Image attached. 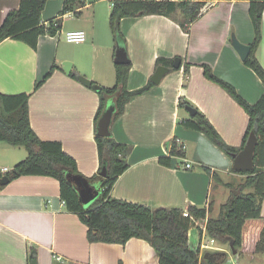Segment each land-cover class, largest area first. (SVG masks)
Wrapping results in <instances>:
<instances>
[{
    "label": "crops",
    "instance_id": "1",
    "mask_svg": "<svg viewBox=\"0 0 264 264\" xmlns=\"http://www.w3.org/2000/svg\"><path fill=\"white\" fill-rule=\"evenodd\" d=\"M52 1L47 0L42 20L48 23L54 17L62 19L56 35H40L36 48L19 39L0 42V92L31 94L29 111L34 131L42 140L60 141L63 150L76 160L79 171L91 177L100 165L95 122L100 97L96 89L66 73L62 63L72 62L71 71L98 86L115 84L116 41L108 24L115 0H84L83 7L73 8L62 17L59 14L64 0ZM19 5L20 0H0V25L6 14ZM182 19L178 8L171 16L149 14L121 21L127 40L124 45L132 63L129 89L148 83L159 57L180 56L182 68L170 71L149 91L132 98L111 125L117 141L133 145L128 157L130 166L117 179L111 195L152 207L185 210L189 205L208 207L213 203L210 216L215 217L227 200L229 188L217 184L199 165L215 169L224 182L244 176L233 172L234 158L206 134L180 124L191 116L181 112L179 100L182 97L192 102L226 143L240 147L249 115L222 86L205 76L203 65H210L217 77L234 85L250 103L260 99L264 83L244 63L232 41L233 36L248 45L254 41L249 1L216 0L190 25L189 32L180 26ZM75 29L86 32V41H67L65 32ZM256 56L264 67V13ZM54 63L58 68L34 90L36 81ZM185 63H190V72L183 85ZM111 103L115 105L114 98L109 99L108 104ZM175 136L184 144L186 156L172 157L171 166L163 165L159 157L169 154L166 143ZM27 155L22 146L0 143V167L11 170ZM187 163L190 168H186ZM97 183L100 191L101 182ZM261 215L264 218V198ZM87 230L78 214L63 203L60 183L52 176L22 175L0 187V264H28V241L38 245L39 264H61L55 255H61L67 264H159L154 248L143 239L133 237L126 244L90 242ZM189 237L191 245H201V258L212 253L216 261L217 256L225 254L223 261H235L227 244L208 235L206 222L198 220ZM202 244L210 248H203ZM260 254H242L240 264H264V253Z\"/></svg>",
    "mask_w": 264,
    "mask_h": 264
},
{
    "label": "trees",
    "instance_id": "2",
    "mask_svg": "<svg viewBox=\"0 0 264 264\" xmlns=\"http://www.w3.org/2000/svg\"><path fill=\"white\" fill-rule=\"evenodd\" d=\"M216 0H115L109 16V24L118 44L127 42L121 29V21L125 17H139L149 14L171 16L178 8L183 19L179 24L185 32L190 25L207 12ZM249 1V15L255 32L254 41L250 44L251 51L244 63L252 68L264 83V67L256 56V50L262 39V16L264 0ZM47 0H20L17 9L9 11L0 25V42L8 38L23 40L34 48L37 47L38 37L42 34L56 35L61 28L62 19L55 17L47 23L42 20V11ZM84 0H64L60 17L73 8L83 7ZM178 57V56H176ZM159 57V65L172 66L176 58ZM116 82L106 87L92 82L91 87L97 90L100 104L95 118L97 124L108 105L110 98L115 99V109L112 124L125 112L128 102L149 91L155 82L148 83L137 89H129L128 79L132 63L117 64L114 62ZM205 76L222 86L248 113L249 122L240 147L226 143L220 133L206 115L192 102L180 98L179 108L194 107L195 116L180 121L187 129L203 132L226 154L234 158L241 151L252 132L258 142L254 153L252 170L233 172L242 174L240 181L224 182L219 173L210 166L199 165L212 176L217 184L229 188V195L221 205L217 216H210L213 203L206 206L189 205L185 216L183 207H152L142 203L116 198L111 195L114 184L130 166L128 157L133 145L117 141L113 135L99 136L96 134L100 165L97 173L91 177L84 176L78 169L76 160L66 153L60 141L42 140L34 131L30 122L29 93L4 94L0 92V143L10 146H22L28 155L17 163L6 175L13 180L22 175H46L56 178L60 183L61 198L67 209L78 214L87 225V237L90 242H107L126 244L133 237L147 241L155 250L159 264H218L225 259V254L216 257V261L201 258V247L190 243L189 232L195 226L194 219L206 222L209 236L227 244L236 263L240 264L242 254L264 253V218L261 206L264 198V92L256 103L245 100L236 87L217 77L210 65L204 64ZM58 68L53 64L44 77L36 81L34 90H38ZM182 68H173L179 70ZM190 63L184 65V83L188 82ZM70 76L79 79L75 70ZM186 148L178 137L170 139L169 154L160 156L159 162L166 166L172 165V157L184 158ZM107 175L101 176L103 167ZM82 175L91 183L100 181V194L89 205L85 206L80 200L79 193L67 178V173ZM2 175H0L1 179ZM5 184L0 183V187ZM194 218H192V217ZM202 233V229H200ZM234 250L236 252L234 253ZM28 264L38 256V245L28 241Z\"/></svg>",
    "mask_w": 264,
    "mask_h": 264
},
{
    "label": "water",
    "instance_id": "3",
    "mask_svg": "<svg viewBox=\"0 0 264 264\" xmlns=\"http://www.w3.org/2000/svg\"><path fill=\"white\" fill-rule=\"evenodd\" d=\"M233 46L240 54L241 58L243 60H246V58L249 56L251 51V46L248 44H244L240 42L235 36L232 37ZM114 62L117 64H128L130 61V58L128 56V51L126 49V46L123 44H118L116 47L115 52V58ZM182 63V58L180 56L176 57L174 59V62L172 66H166V65H159L156 67L155 72L151 76V79L156 84L160 83L161 80L164 78V76L172 71L173 68H180ZM63 69L66 73H70L72 69V62L70 61H64L62 63ZM79 79L82 81V83L86 84L87 86L92 85V81L88 79L85 76L79 75ZM95 87L98 88V85H95ZM190 116H195L197 110L192 106L186 107ZM115 105L114 103L108 104L106 109L104 110L103 114L99 118L97 122V135L99 136H111V125L113 120V113H114ZM258 139L254 132L251 133L245 147L239 151L238 153L234 154V163H233V169L238 171H247L252 170L254 165V153L256 149ZM167 148L170 146V141L166 143ZM107 175L106 167L104 166L101 171V176L105 177ZM67 178L74 183L79 196L80 200L84 203L85 206H89L100 194V191L98 189V183H91L86 178H84L82 175L73 174L71 172L67 173ZM10 181V178L7 175H3L0 179L1 184H7ZM236 250H234V253ZM205 257L214 261V254L212 253H206ZM31 264H39L37 257H35L32 260Z\"/></svg>",
    "mask_w": 264,
    "mask_h": 264
},
{
    "label": "built area",
    "instance_id": "4",
    "mask_svg": "<svg viewBox=\"0 0 264 264\" xmlns=\"http://www.w3.org/2000/svg\"><path fill=\"white\" fill-rule=\"evenodd\" d=\"M57 20H58V18L55 19V21H54L55 25H58ZM65 37H66L67 41L79 44V43H82V42L86 41L87 34L82 29H75V30H69V31L65 32ZM190 167H191V164L187 163L186 164V168H190ZM9 171H10V169L7 166L0 167V175L7 174ZM63 203L65 204L64 200H63ZM184 215L185 216H190V214H189V212L187 210L184 211ZM194 222L196 224L198 222V220L194 219ZM213 241H214V239H212V242ZM202 247L206 248V249L210 248V246L208 244H204V245L202 244ZM54 257L61 264H67V261H65L64 258L61 255H55ZM218 264H237V263L235 261H233V260H225V261H222V262H220Z\"/></svg>",
    "mask_w": 264,
    "mask_h": 264
},
{
    "label": "rangeland",
    "instance_id": "5",
    "mask_svg": "<svg viewBox=\"0 0 264 264\" xmlns=\"http://www.w3.org/2000/svg\"><path fill=\"white\" fill-rule=\"evenodd\" d=\"M53 1H55V0H53ZM53 1H52V2H53ZM52 2H51V3H52ZM105 3H106V2H105ZM105 22H106V21H105ZM108 24H109V23H108ZM108 27H109V26H108ZM112 36H113V35H112ZM109 38L111 39V35L109 36ZM114 44H116V42H114ZM181 112H182L184 115H189V112H188V110H186V109H182ZM237 180L239 181L240 178H237ZM237 180H236V181H237ZM215 191H216V190H214V195H215ZM217 204H218V205L220 204V201H219V200L217 201ZM262 255H263V253L260 254V256H262ZM242 260H244V259H242ZM250 264H254V263H251V262H250ZM256 264H259V263H256Z\"/></svg>",
    "mask_w": 264,
    "mask_h": 264
}]
</instances>
